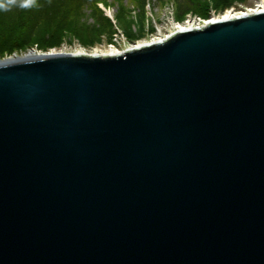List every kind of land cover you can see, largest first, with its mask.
<instances>
[{
  "label": "water",
  "instance_id": "water-1",
  "mask_svg": "<svg viewBox=\"0 0 264 264\" xmlns=\"http://www.w3.org/2000/svg\"><path fill=\"white\" fill-rule=\"evenodd\" d=\"M0 264H264V9L0 60Z\"/></svg>",
  "mask_w": 264,
  "mask_h": 264
},
{
  "label": "rangeland",
  "instance_id": "rangeland-1",
  "mask_svg": "<svg viewBox=\"0 0 264 264\" xmlns=\"http://www.w3.org/2000/svg\"><path fill=\"white\" fill-rule=\"evenodd\" d=\"M261 2L235 0L224 6L219 0H147L144 6L142 0H100L97 5L85 7L69 30L49 38L46 43L42 40L43 46L34 45L20 53L6 54L0 60L28 56L31 51L100 55L112 49L123 51L138 43L167 37L187 23L198 28L208 18H220L229 12L247 13ZM182 6L191 7L190 14L182 16Z\"/></svg>",
  "mask_w": 264,
  "mask_h": 264
},
{
  "label": "trees",
  "instance_id": "trees-1",
  "mask_svg": "<svg viewBox=\"0 0 264 264\" xmlns=\"http://www.w3.org/2000/svg\"><path fill=\"white\" fill-rule=\"evenodd\" d=\"M219 1L224 6H229L235 0ZM99 2L100 0H0V5H10L7 10L0 7V58L6 54L26 51L34 45L43 46L42 40L46 43L49 38L69 30L85 7ZM142 3L146 6L147 0H142ZM181 10L184 16L190 14L192 8L182 6Z\"/></svg>",
  "mask_w": 264,
  "mask_h": 264
},
{
  "label": "bare ground",
  "instance_id": "bare-ground-1",
  "mask_svg": "<svg viewBox=\"0 0 264 264\" xmlns=\"http://www.w3.org/2000/svg\"><path fill=\"white\" fill-rule=\"evenodd\" d=\"M262 9H264V0H262L260 5L256 9L248 10L247 13L242 12V13H238V14H232V12H229L226 15H224L223 17H220V18H208L201 25L204 26V25L209 24L211 22H216V21H220V20H228V19H232V18H235V17H238V16H244V15H247V14L252 13L254 11L262 10ZM192 28H196V27H194V25H191V24L187 23L186 25H182V26L178 27L176 29V31H178V30H189V29H192ZM174 33H172V34H174ZM169 36H167V37H169ZM167 37L165 36L163 38H158V39H155V40H153L151 42L165 40ZM142 43H144V42H142ZM142 43H138L137 45L129 47L126 50H123V51L112 49V50H110L108 52L101 53V55L102 54H104V55H117V54H120V53H124L128 49L135 48V47H137L138 45H140ZM145 43H147V42H145ZM79 54H82V52H79ZM96 54H98V53H96ZM98 55H100V54H98Z\"/></svg>",
  "mask_w": 264,
  "mask_h": 264
},
{
  "label": "clouds",
  "instance_id": "clouds-1",
  "mask_svg": "<svg viewBox=\"0 0 264 264\" xmlns=\"http://www.w3.org/2000/svg\"><path fill=\"white\" fill-rule=\"evenodd\" d=\"M0 7H3L5 10H7L10 7V5L9 4H4V5H0Z\"/></svg>",
  "mask_w": 264,
  "mask_h": 264
}]
</instances>
